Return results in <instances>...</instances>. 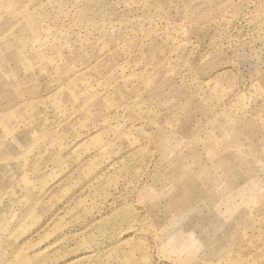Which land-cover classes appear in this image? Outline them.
I'll list each match as a JSON object with an SVG mask.
<instances>
[{
    "label": "rangeland",
    "instance_id": "rangeland-1",
    "mask_svg": "<svg viewBox=\"0 0 264 264\" xmlns=\"http://www.w3.org/2000/svg\"><path fill=\"white\" fill-rule=\"evenodd\" d=\"M0 264H264V0H0Z\"/></svg>",
    "mask_w": 264,
    "mask_h": 264
}]
</instances>
